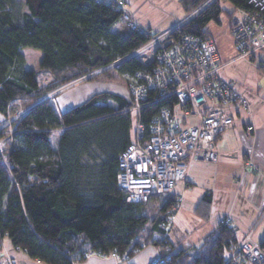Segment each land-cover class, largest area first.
Masks as SVG:
<instances>
[{"label":"trees","instance_id":"trees-1","mask_svg":"<svg viewBox=\"0 0 264 264\" xmlns=\"http://www.w3.org/2000/svg\"><path fill=\"white\" fill-rule=\"evenodd\" d=\"M227 1L233 9L250 7L249 0ZM179 5L185 16L196 13L173 28L169 40L209 38L207 25L219 26L223 12L232 13L219 0ZM149 38L128 28L123 10L108 0H0V119L10 104L13 110L29 107L15 123L6 162L0 156V239L7 237L30 259L77 264L115 253L127 263L152 243L157 254L150 264H221L238 244L236 228L219 223L200 246L183 248L166 236L177 210L173 194L127 201L117 172L134 134L129 92L96 91L65 110L56 104L66 85L96 71L84 82H113L142 70L130 54ZM26 47L42 52L49 80L39 82L37 72L25 67ZM146 102L141 122L148 130L176 99L149 91ZM161 197L156 205L153 199ZM202 201H210L208 193ZM156 235L161 240H153Z\"/></svg>","mask_w":264,"mask_h":264},{"label":"built area","instance_id":"built-area-1","mask_svg":"<svg viewBox=\"0 0 264 264\" xmlns=\"http://www.w3.org/2000/svg\"><path fill=\"white\" fill-rule=\"evenodd\" d=\"M108 3L123 10L128 28L150 33L124 9V0H108ZM249 3V9L235 8L231 13L230 34L239 58L253 57L264 50V0H249ZM170 30L150 35L130 54L143 69L128 77L132 98L129 110L136 127L132 142L118 161L117 183L129 202L146 203L152 196L172 194L184 180L189 160L216 162L214 142L237 119L246 121L248 132L254 130L252 102L221 75L223 65L213 39L186 34L169 40ZM259 67L264 71V63ZM149 91L174 96L176 102L162 108L145 130L141 113ZM10 105L0 119V156L4 162L13 145L15 123L29 108L19 107L11 113ZM175 206L179 207V198ZM260 215L221 264H264V238L254 239V232L264 220V209ZM220 223H229V219L226 217ZM110 257L117 258V255L111 253ZM3 264L12 263L5 259Z\"/></svg>","mask_w":264,"mask_h":264},{"label":"crops","instance_id":"crops-1","mask_svg":"<svg viewBox=\"0 0 264 264\" xmlns=\"http://www.w3.org/2000/svg\"><path fill=\"white\" fill-rule=\"evenodd\" d=\"M124 2L139 26L152 33L167 31L185 18L179 0ZM228 29L227 20V39L224 43L218 44L212 38L219 62L223 65L221 75L249 97L253 106L251 123L254 130L248 132L246 121L237 119L233 127L222 132L214 142L218 157L216 162L195 160L189 163L184 180L173 191L176 198L181 197L182 205L172 217L166 233L172 242H181L183 248H186L183 243L188 237L192 240L187 247L197 244L226 217L231 219L230 223L241 239L264 208V73L259 67L264 63V50L253 57H237ZM92 90L94 87L91 85H79L59 95L56 104L62 110L78 105L79 101L92 94ZM206 193L210 201L204 204L202 199ZM149 252L152 261L157 254L156 247ZM5 259L12 264H44L30 259L26 253L16 250L2 238L0 264ZM149 259L146 264L151 263ZM128 263L140 262L134 258L125 263L110 256L89 255L77 264Z\"/></svg>","mask_w":264,"mask_h":264},{"label":"rangeland","instance_id":"rangeland-1","mask_svg":"<svg viewBox=\"0 0 264 264\" xmlns=\"http://www.w3.org/2000/svg\"><path fill=\"white\" fill-rule=\"evenodd\" d=\"M219 3H220V6L225 11H231L233 9L232 4L229 1H227V0H219ZM124 9L127 10L126 4H125ZM195 13H196V11L193 12V13H191V14H189V15H187V16H185V18L181 22L177 23L175 26H177L178 24H182L187 19H189L190 17H192L193 15H195ZM182 15L184 16V14H182ZM220 18H221V22H222V25L221 26L220 25L217 26L214 23H209L207 25V27H206L207 31L212 36L211 38H213L214 40H216L218 44L224 43L226 41V39H227V35H226L227 20L229 21L228 33L231 36V34H230L231 19H232L231 14L228 17H226V14L223 12V14L221 15ZM124 23L126 25V22H124ZM172 29H173V27H172ZM22 53L25 56V67L27 69L35 70L37 72V77H38L39 82H45V81H47V80H49L51 78V72L49 70H47L45 68H42L40 66V62H41V59H42V52L40 50L26 47V48H23L22 49ZM262 72L264 73V71H262ZM84 80L85 79H82L81 81H78L76 83H73V85H69L68 87H65L64 88L65 91H67L69 89H72V88H75V87H77L79 85H86V84H88V85H91L92 87H94V90H92V93H94L96 91H100V90H108V91L118 92V93L123 94V95H128V92H129V90H128V81H129V79H128L127 76H119V80L113 81V82H106V81H103V82H95V81H91V82L88 81L87 82L86 81V82H84ZM81 102H83V101H79V103H81ZM13 105L14 104H12L11 107H10L11 108L10 109V112L11 113L15 111V110H13V107H12ZM16 109H18V108H16ZM135 127H136V123H135V120H133V131L135 130ZM52 142H53V145H55L56 142H57V138L56 137L52 138ZM191 161H195V160H189V161H187V163H186L187 164V168H188L189 163ZM172 194H169V195H172ZM164 196L165 197H168L166 195H164ZM165 197H161V200L160 199L159 200L153 199V200L156 203V205L157 204L159 205L160 202L162 201V199H164ZM174 198L176 199V201L178 200V198H176V197H174ZM181 205H182V199H181V197H179V207ZM178 208L176 206H174L172 208V210L173 209L174 210L175 209L178 210ZM260 216L261 215L259 214V216L256 219L255 223L260 218ZM227 218L229 219V223H230L231 222V219L229 217H227ZM169 221L171 222V220H169ZM216 226H215V228H216ZM161 238H162V236H157L156 235V236L153 237V240L158 241V240H161ZM188 238L189 239L186 242L183 243V245L186 246V247L190 244V242L192 240L191 237H188ZM236 238L238 240L240 239L239 233L236 234ZM263 238H264V220L260 223V225L257 227L256 231L254 232V239L255 240L260 241ZM3 239H4L5 242H8L9 244H11L7 237H4ZM201 242H202V240L200 242H198L197 244H194L193 246H197L198 247V246L201 245ZM152 245L153 244L150 243L147 246V248H145V250L139 252L133 258L134 259H137L140 262L139 264H146L147 263V260L149 258H150L149 261H151L152 257H150V252L149 251H151V249L154 250V245L153 246Z\"/></svg>","mask_w":264,"mask_h":264},{"label":"bare ground","instance_id":"bare-ground-1","mask_svg":"<svg viewBox=\"0 0 264 264\" xmlns=\"http://www.w3.org/2000/svg\"><path fill=\"white\" fill-rule=\"evenodd\" d=\"M148 30V29H147ZM150 32V31H149ZM159 33H161V32H159ZM154 34H158V33H152V32H150L149 33V35H154Z\"/></svg>","mask_w":264,"mask_h":264}]
</instances>
